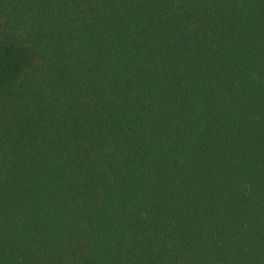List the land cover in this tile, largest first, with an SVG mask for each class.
Here are the masks:
<instances>
[{
    "label": "trees",
    "instance_id": "trees-1",
    "mask_svg": "<svg viewBox=\"0 0 264 264\" xmlns=\"http://www.w3.org/2000/svg\"><path fill=\"white\" fill-rule=\"evenodd\" d=\"M0 264H264V0H0Z\"/></svg>",
    "mask_w": 264,
    "mask_h": 264
}]
</instances>
